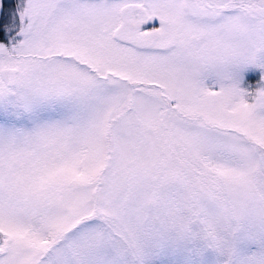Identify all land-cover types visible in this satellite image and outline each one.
Masks as SVG:
<instances>
[{
    "label": "snow or ice",
    "instance_id": "1",
    "mask_svg": "<svg viewBox=\"0 0 264 264\" xmlns=\"http://www.w3.org/2000/svg\"><path fill=\"white\" fill-rule=\"evenodd\" d=\"M3 7L0 264H264V0Z\"/></svg>",
    "mask_w": 264,
    "mask_h": 264
},
{
    "label": "flooded vegetation",
    "instance_id": "2",
    "mask_svg": "<svg viewBox=\"0 0 264 264\" xmlns=\"http://www.w3.org/2000/svg\"><path fill=\"white\" fill-rule=\"evenodd\" d=\"M5 0H3V5H4V7H3V14H4V17H5V19H7V17H8V15H9V13H10V11L14 8V6H15V3H16V0H10V2L8 1V0H6V1H8V2H4Z\"/></svg>",
    "mask_w": 264,
    "mask_h": 264
},
{
    "label": "rangeland",
    "instance_id": "3",
    "mask_svg": "<svg viewBox=\"0 0 264 264\" xmlns=\"http://www.w3.org/2000/svg\"><path fill=\"white\" fill-rule=\"evenodd\" d=\"M9 2H10V0H8ZM258 75H255V74H252L249 78H248V80H247V83L249 84V85H255L256 84V81L258 80Z\"/></svg>",
    "mask_w": 264,
    "mask_h": 264
},
{
    "label": "water",
    "instance_id": "4",
    "mask_svg": "<svg viewBox=\"0 0 264 264\" xmlns=\"http://www.w3.org/2000/svg\"><path fill=\"white\" fill-rule=\"evenodd\" d=\"M0 3H3V0H0Z\"/></svg>",
    "mask_w": 264,
    "mask_h": 264
},
{
    "label": "trees",
    "instance_id": "5",
    "mask_svg": "<svg viewBox=\"0 0 264 264\" xmlns=\"http://www.w3.org/2000/svg\"><path fill=\"white\" fill-rule=\"evenodd\" d=\"M4 2L6 3V2H8V1L5 0Z\"/></svg>",
    "mask_w": 264,
    "mask_h": 264
}]
</instances>
